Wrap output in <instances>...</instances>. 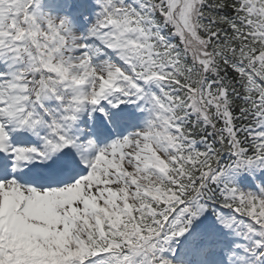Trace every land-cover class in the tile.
<instances>
[{
    "label": "snow or ice",
    "instance_id": "snow-or-ice-1",
    "mask_svg": "<svg viewBox=\"0 0 264 264\" xmlns=\"http://www.w3.org/2000/svg\"><path fill=\"white\" fill-rule=\"evenodd\" d=\"M0 264H264V0H0Z\"/></svg>",
    "mask_w": 264,
    "mask_h": 264
}]
</instances>
